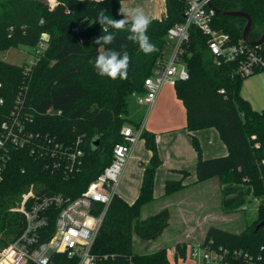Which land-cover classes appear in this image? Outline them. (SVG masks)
<instances>
[{
	"label": "trees",
	"instance_id": "trees-1",
	"mask_svg": "<svg viewBox=\"0 0 264 264\" xmlns=\"http://www.w3.org/2000/svg\"><path fill=\"white\" fill-rule=\"evenodd\" d=\"M122 0H0V122H10L15 98L25 86L27 63L13 65L3 56L11 49H32L40 42L47 50L30 71L32 82L22 114L34 139L23 147H10L8 160L0 181V250L12 243L24 230L25 219L11 210L17 207L22 195L32 190L37 197L60 194L75 199L111 163L115 144L122 142L124 125L139 127L141 122L128 119V99L144 91V81L150 77L156 63L166 52L165 36L172 26L184 20L186 0H165V14L151 20L148 29L150 41L158 51L145 55L138 44L128 41L127 31L115 32L116 41L106 46L119 50L125 44L131 61L126 79L112 80L97 75L89 60L105 46L94 40L102 35L95 22L104 10L115 19ZM219 11H241L248 14L252 25L249 39L257 41L264 29V0H212ZM246 20L215 14L212 27L230 35L232 43L242 39L241 28ZM208 37L192 27L183 45L182 58L189 73L187 81H178L174 87L177 99L186 113L185 130L190 134L198 155L197 179L201 183L218 178L221 185L247 186L258 202L256 219L240 233L209 226L201 246L212 244L230 252L242 251L252 255L264 252V227L255 231L264 221V110L256 111L241 95L245 78L237 73L241 59L225 60L211 55L207 49ZM81 41V42H80ZM264 58V43L255 48ZM263 69H256L254 74ZM30 79V80H31ZM223 90V93L220 91ZM135 95V96H136ZM52 111L53 113H49ZM60 112V114H58ZM24 119V116H21ZM215 129L227 154L213 159H202L195 132ZM82 138V160L77 170L64 173L59 158L56 161L45 154L48 141L71 145ZM141 139L151 157L146 165L138 195L128 203L114 195L92 246L96 264H169L167 249L153 253H137L134 237L143 241L156 240L169 225L167 208L141 219L144 206L156 200L154 181L162 164L155 134L144 129ZM98 144L95 145V141ZM182 178L188 171L178 172ZM182 179L167 181L162 198L184 189ZM47 240L53 233L55 212L51 213ZM185 244H177L176 255L186 258ZM50 264H77L64 254H53ZM233 264V263H230Z\"/></svg>",
	"mask_w": 264,
	"mask_h": 264
},
{
	"label": "built area",
	"instance_id": "built-area-1",
	"mask_svg": "<svg viewBox=\"0 0 264 264\" xmlns=\"http://www.w3.org/2000/svg\"><path fill=\"white\" fill-rule=\"evenodd\" d=\"M211 1L186 0L184 20L168 29L165 36L167 52L156 63L152 75L144 81V91L135 96L138 105L151 110L165 86L174 88L178 81L189 79L182 55L183 45L192 27L208 37L207 49L214 58L221 56L228 61L241 59L237 73L251 76L256 69L264 68V58L255 47L249 46L242 39L234 44L229 34L212 27L215 13L209 7ZM30 50L32 56L27 62L26 71L29 81L21 87L15 98L10 113L12 120L0 122V181L10 147H23L34 139L33 133L26 126L30 119L22 113L30 91V71L47 50V45L40 42ZM3 104L0 97V107ZM144 126L142 121L139 127L124 125L121 128L122 142L115 144L111 163L81 196L75 199L60 194L37 197L32 190L22 195L17 207L11 211L23 216L25 228L12 243L0 250V264H50L53 254H64L77 260V264H96V257L91 253L92 246L133 149L141 139ZM47 145L45 154H49L54 161L59 158L61 162L57 166L62 165L64 173L68 175L77 170L84 154L82 138L71 145L54 144L52 140ZM53 212V233L43 241V237L48 236L46 231ZM190 258L201 259L205 264H264V252L257 255L242 251L230 252L222 247L215 248L211 243L203 247L201 244L195 245L191 249Z\"/></svg>",
	"mask_w": 264,
	"mask_h": 264
},
{
	"label": "rangeland",
	"instance_id": "rangeland-1",
	"mask_svg": "<svg viewBox=\"0 0 264 264\" xmlns=\"http://www.w3.org/2000/svg\"><path fill=\"white\" fill-rule=\"evenodd\" d=\"M52 2H54V0H51V3ZM31 54L32 52L30 49L19 47L18 49H11L8 52H6V54L3 56V60L9 64L23 65L24 63H27L31 59L32 56ZM171 91L174 92L175 89L172 87H168L167 89L162 91L160 93V95L162 94V98H160L159 95L155 105L153 106L154 109L152 108L151 110H149L148 107L146 106L137 104L135 98L136 94L130 97L128 99V119L132 120L133 122L144 121L145 124L147 123V121L163 122L164 119L166 121V119L170 118L171 115H173L172 112L169 110L171 109L169 107L170 105L168 106V104L172 103V101L167 97ZM241 95L247 98L251 106L256 110L259 111L261 109H264V70L257 72L243 80L241 86ZM174 99H175L174 101L179 106L182 105V103L177 99V97H174ZM202 130H208V129H202ZM209 130L216 131L213 128H209ZM216 133L218 135L219 140L222 142L217 131ZM197 141L200 146L201 157L203 159L202 147L200 141L198 139ZM189 145L197 158L196 163H194L192 170L193 171L192 174L195 177H197L196 166L198 162V155L194 149L191 137L189 138ZM179 146L180 149L176 153L177 157L182 156L185 153L183 147L184 144L179 143ZM147 154H148V150L146 149L145 141L143 139H140L137 142L132 152V157L130 161L128 162L127 166L123 171V174L119 180V184L116 190L118 194H123L124 197L128 199V201H134L135 197H137L142 180L143 171L146 165L149 163L148 161L147 164H138L137 157H145ZM155 178H156V174H155ZM180 179H182V182L185 183L188 177H186L185 179L180 177ZM218 183L219 185L221 184L220 181ZM228 186L229 185H222L219 190L215 189V191L212 192V194L210 193L207 194V191L206 193H204V191L198 192L197 188L188 189L190 187L186 185L184 189L180 190L183 191L188 189L182 195L183 201L180 200L179 204H175L176 201L171 203L172 215H174L171 226L172 229L175 231L177 228L180 227L178 223H180L179 218L181 216L179 215L185 214L183 216L187 218V221L191 225H196L198 228V231L195 232L196 235L194 234L195 237L197 236L203 238L202 233L203 231H205V227L207 226L206 225L207 223H212V224L215 223L214 226H217L219 228L234 233H240L242 230H244L246 225L252 223L256 219V215H257L256 208L258 206V202L250 195L252 191L249 187H247L243 190H240V193L234 194L230 202L227 203L226 202L227 199H225L223 192L227 189ZM203 188L208 189V185H203ZM233 192L235 193L236 191L234 190ZM176 193L172 194L169 197H173ZM220 204H221V209H220ZM153 206L157 207L158 204H155ZM182 207L183 209H185L184 210L185 212L180 213ZM237 207H239L240 209L230 213L226 212V210H231V209L233 210ZM243 208L244 209L246 208V210H242ZM142 215H145V213H142ZM142 215H141V219L145 218V216ZM223 215L225 217H223ZM173 238H171L167 243L164 242V239H159L157 243L148 244L147 241H143L134 237L133 248L134 251L137 253L140 252L153 253L160 249H169V248L172 249L173 248L172 244H174V242L172 241ZM183 238L184 236L180 237L179 238L180 240L178 239L179 240L178 242L183 241ZM194 240L196 241V239ZM201 240L202 239H199L196 242V244L200 245L203 242V240L202 241ZM193 242L192 245L188 247L189 252H191V249L194 248L195 242L194 243ZM175 247L176 246H174V248Z\"/></svg>",
	"mask_w": 264,
	"mask_h": 264
},
{
	"label": "crops",
	"instance_id": "crops-1",
	"mask_svg": "<svg viewBox=\"0 0 264 264\" xmlns=\"http://www.w3.org/2000/svg\"><path fill=\"white\" fill-rule=\"evenodd\" d=\"M121 7L124 8H130V7H141L145 14L150 18V20L153 19H161L163 18L165 14V0H122L121 2ZM166 87V88H165ZM162 91L167 89L170 86H165ZM161 91V92H162ZM169 91V90H168ZM172 92V91H171ZM168 94V99L172 101V103H169L168 106L171 108L169 109L173 115H171L170 118L164 119L163 122H151L147 121L145 124L146 130L150 131L151 133L155 134V139H156V144L158 148V153L160 156V159L162 161V164L160 167L157 169L156 173V178L154 181V196L156 197V200L153 203H150L146 206H144L141 210V215L142 213H145V216L148 217L150 215L156 214L162 209L167 208L170 213V220H169V225L168 227L164 230V232L158 237L156 240H153L154 242L147 241L148 244L151 243H157L159 239H164V242L167 243L169 240L173 237V242L172 244L173 248L167 249V257L169 260V264H205L201 259H193L190 258V252L188 251V247L192 245V242L196 244V242L199 239L204 240L206 230L209 226L213 225L215 223H205L207 226L205 227V231H203L201 237H195V232L198 231V228L196 225H191L188 221L187 218L183 215L185 214H180L181 216L179 218L180 223L178 225L180 226L177 228L175 231L172 229V220L174 218V215H172V210H171V203L176 201L175 204H179V201H183L182 195L184 192H186L188 189H193L197 188L198 192L204 191V193L207 194L215 191V189L219 190L221 188V184L219 185V180L218 178H213L205 182L201 183H195L197 177H195L193 173V166L194 163H196V155L192 151L190 145H189V138L191 137L190 134L184 129L186 125V113L183 105L179 106L174 100L175 96V91L172 93ZM173 97V98H172ZM244 99L249 101L247 98L242 96ZM160 98H162V94L160 95ZM250 103V102H249ZM253 108V107H252ZM154 109V108H153ZM256 110L255 108H253ZM264 110V109H261ZM259 110V111H261ZM258 111V110H256ZM196 138L200 141L201 147H202V152H203V159H213L217 157H222L227 154V149L224 144L219 140L218 135L216 131L214 130H202L198 131L195 133ZM188 140V141H187ZM179 143L184 144V155L182 156H176L177 151L180 149ZM136 146V145H135ZM135 148V147H134ZM142 149V148H140ZM134 150V149H133ZM151 154L148 151V154L145 157H137L138 164H147V162L150 160ZM197 169V166H196ZM188 171V179L185 181V185H188L187 190L180 191L176 193L173 197H165L162 198L164 194V186L167 181H172V180H179L180 175L179 171ZM218 181V182H217ZM203 185H208V189L203 188ZM210 188V190H209ZM247 188V186L238 188V186L234 185H229L227 189L223 192V195L225 196V199L227 203L230 202L234 194L240 193V190H243ZM250 188V187H249ZM251 189V188H250ZM236 191L235 193L233 191ZM252 191V189H251ZM116 194L120 197H122L124 200H126L128 203H132L133 201H128L124 197L123 194ZM252 196V192L250 194ZM223 197V196H222ZM136 199V197H135ZM134 199V200H135ZM155 204H158V206H153ZM181 207V206H180ZM220 209H221V204H220ZM240 209L239 207L231 210H226L227 213L233 212ZM185 209L183 207L181 208L180 213L185 212ZM246 210V208L242 209ZM224 211V210H223ZM183 216V217H182ZM223 217H225L223 215ZM211 222V221H210ZM204 224V225H205ZM203 225V226H204ZM195 234V235H194ZM184 236L183 241L178 242L180 237ZM179 239V240H178ZM196 239V241L194 240ZM201 240V241H202ZM177 244H185L187 246L186 249V258H180L176 255L175 248ZM194 245V246H195ZM157 248V247H156ZM157 250V249H156Z\"/></svg>",
	"mask_w": 264,
	"mask_h": 264
},
{
	"label": "clouds",
	"instance_id": "clouds-1",
	"mask_svg": "<svg viewBox=\"0 0 264 264\" xmlns=\"http://www.w3.org/2000/svg\"><path fill=\"white\" fill-rule=\"evenodd\" d=\"M116 15L123 18L115 19L106 15L104 10L97 14L95 22L99 23L103 34L96 37L94 43L105 47L89 60L98 76L108 77L112 80L127 78L131 57L125 44H121L119 50L106 47L113 45L116 41L115 32H110L109 28L116 30V32L127 31L129 35L126 39L138 44L139 50L145 55L158 51L147 34L151 20L141 7H120Z\"/></svg>",
	"mask_w": 264,
	"mask_h": 264
},
{
	"label": "water",
	"instance_id": "water-1",
	"mask_svg": "<svg viewBox=\"0 0 264 264\" xmlns=\"http://www.w3.org/2000/svg\"><path fill=\"white\" fill-rule=\"evenodd\" d=\"M210 9L217 15H223V16H228V17H241L246 20V24L243 28H241V33H242V40L249 46L259 48L263 43H264V29L262 30L261 37L257 41H251L249 39V32L251 29L252 21L251 18L248 14L241 12V11H219L216 10L211 4L209 5ZM98 144V141H95V145ZM264 227V221L259 223L258 226L255 228V231L258 229Z\"/></svg>",
	"mask_w": 264,
	"mask_h": 264
}]
</instances>
